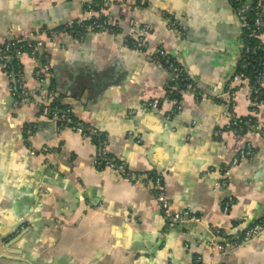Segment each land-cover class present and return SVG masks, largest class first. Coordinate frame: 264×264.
Listing matches in <instances>:
<instances>
[{
    "label": "crops",
    "instance_id": "0c3cea01",
    "mask_svg": "<svg viewBox=\"0 0 264 264\" xmlns=\"http://www.w3.org/2000/svg\"><path fill=\"white\" fill-rule=\"evenodd\" d=\"M80 2L0 0V38H33L42 28L82 17ZM102 9L119 33L43 41L52 64L46 85L53 79L59 103L103 132L109 153L129 172L159 173L172 210L200 221L165 232L142 178L97 169L98 142L57 129L36 102H15L0 68V264H192L195 257L200 264H264V228L244 236L264 217V102L254 128L244 134L225 129L223 91L243 43L230 0H105ZM171 19L185 27L184 36ZM132 22L150 27L146 52L123 44ZM159 45L193 84L180 112L168 119L172 104L163 97L171 73L151 58ZM37 64L26 53L21 58L29 88L38 87ZM154 98L158 107H142ZM237 99L235 115H250L244 90ZM247 143L253 155L229 170L225 188L216 186L219 167ZM228 196L233 201L224 213Z\"/></svg>",
    "mask_w": 264,
    "mask_h": 264
},
{
    "label": "built area",
    "instance_id": "2783aa9c",
    "mask_svg": "<svg viewBox=\"0 0 264 264\" xmlns=\"http://www.w3.org/2000/svg\"><path fill=\"white\" fill-rule=\"evenodd\" d=\"M80 1L83 9L84 2L88 0ZM250 1L230 0L234 15L239 22L241 35L244 28L247 30L251 28V25L247 22V14L249 13L252 5ZM100 17H103L102 21L98 22L97 19ZM76 20L77 21L75 23H70V21L65 23L62 28L57 30H39L34 34L33 38L17 37L13 35L0 38V68L10 82L9 90L11 95L14 97L15 102H36L40 106V113L53 119L56 123L57 129L68 127L77 131L85 138H96L98 140V146L93 156L94 166L97 169H111L117 175L126 180L142 178L145 181L146 187L154 193L155 200L164 219L163 230L165 232L170 231L182 223L199 222L200 217L187 210L175 211L171 209L169 200L164 192L162 177L159 173L150 171L142 174H134L129 172L122 159L109 153L107 149V140L105 135H103V132L75 120L74 113L70 105L53 103L58 99L56 98L55 88L46 85L47 78L52 70V64L50 58L44 52L43 41L45 39L65 34L74 38H83L89 32H108L110 34H115L112 31L110 32V27H119L116 21L113 20L104 9H83L82 17H79ZM171 25L181 36L185 35V27L182 24L178 23L174 19H171ZM253 25L255 27L253 35L260 41V45L258 46V48L261 49L260 54L255 57V52H252L251 46L243 42L238 54L236 68L229 79H227L223 91V95H225V104L228 107L229 117V122L225 126V129L234 132V129L228 128L229 126L241 123L239 116L235 115L233 110L238 100V91H245V96L250 105L251 112L244 121L245 125H250V117H255L260 106L264 102V0L255 1ZM149 32L150 27L147 24L132 22L131 31L128 35L124 36L123 44L127 47L125 42H127V39L130 38L132 40L131 42L135 44V50L146 52L147 36ZM30 40H34V43H30ZM26 47L30 50L24 51L23 49ZM25 53L34 59L38 53H44L43 62L37 64V67L33 72V77L38 84L37 88H29L23 82L21 58ZM151 58L161 64L162 62H165L168 71L171 72L169 82H167L165 86V94L163 97V100H167L172 104V110L166 115V118L168 119L174 114L180 112L181 97L186 91H193V84L185 68L172 60V56L169 55L161 45L155 49ZM12 63H14V67H11ZM248 71H251L253 75L247 73ZM180 79L183 82V88H179L175 85V82ZM44 86H47V88L44 89ZM16 94L20 98H18ZM55 99L57 100L55 101ZM160 103L161 100L159 98H154L143 102L142 107L145 109L156 108L160 105ZM30 129L31 128H29V130ZM219 133L220 130H217L216 134ZM43 151L46 153L49 152V149L45 147L43 148ZM253 153L254 150L249 143L240 148L233 155L229 163L219 167L218 172L220 178L217 180L215 185L220 188H225L228 184L229 170L241 161L249 159ZM232 201L233 199L230 196L224 200L222 206V211L224 213L229 211ZM263 228L264 217L257 220L244 233V236L248 238L257 235ZM211 233L212 236L215 237L217 236L218 230L213 228ZM217 247L224 249L225 244H218ZM192 264H200L199 257H195Z\"/></svg>",
    "mask_w": 264,
    "mask_h": 264
},
{
    "label": "trees",
    "instance_id": "16d2710c",
    "mask_svg": "<svg viewBox=\"0 0 264 264\" xmlns=\"http://www.w3.org/2000/svg\"><path fill=\"white\" fill-rule=\"evenodd\" d=\"M250 1V0H249ZM255 1L256 0H251L250 2L252 3L251 5V9L249 10V13L247 14V22L251 25V28L250 29H243L242 30V35H241V38H242V41L247 44V45H250L251 48H252V52H255L254 56L257 57L259 56L260 54V51L261 49L258 48V46L260 45V41L257 37H255L253 35V31H254V25H253V19H254V6H255ZM104 3H105V0H88L86 2H84L83 4V9H95V10H102V8L104 7ZM102 18L103 17H100L99 19H97V21H102ZM77 20L74 19V20H71L70 23H75ZM65 24L61 25V26H58L56 28H53V29H46V28H42L40 30H45V31H51V30H57V29H60L64 26ZM110 32H114V33H119L121 30L119 27H110ZM78 39H83L81 37H77ZM127 38V36H126ZM50 39V38H49ZM132 40L130 38L127 39V42H125V44L127 45V47H130L132 49L135 48V44L131 42ZM30 43H34V40H30L29 41ZM24 51H28L30 50L29 48H24L23 49ZM44 53L43 54H40L38 53L35 57L36 61L39 63L43 62L44 60ZM173 58V57H172ZM174 60L176 63L180 64L179 62H177L174 58L172 59ZM162 65H164L166 68H167V65L165 62H162ZM181 65V64H180ZM240 65V64H239ZM182 66V65H181ZM11 67H14V63L11 64ZM186 70V69H185ZM187 72V71H186ZM171 73V72H170ZM188 73V72H187ZM247 73H250V75H253V73L250 71H248ZM169 82V81H168ZM171 83V82H170ZM175 85L178 86L179 88H183L184 85H183V82L182 80H178L175 82ZM49 87H54L55 84L53 83V79H51L49 81ZM55 88V87H54ZM16 96L18 98H20L17 94ZM57 99H55L56 101ZM53 103H59V101L57 100L56 102H53ZM240 120H241V123H238L236 125H232V126H229L228 129H234L235 130V133H239V134H244L245 132H247L250 128H254L255 127V123H256V119L255 117H250L251 119V123L250 125H245L244 121L247 119V116L246 117H239ZM93 139L95 141L98 142V140L96 138L93 137ZM240 240V239H239ZM238 240V241H239ZM237 241V242H238Z\"/></svg>",
    "mask_w": 264,
    "mask_h": 264
}]
</instances>
